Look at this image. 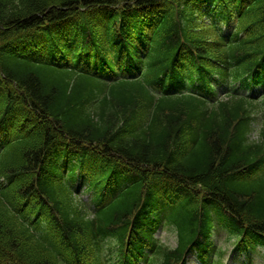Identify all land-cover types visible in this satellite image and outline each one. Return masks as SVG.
<instances>
[{"label":"trees","instance_id":"16d2710c","mask_svg":"<svg viewBox=\"0 0 264 264\" xmlns=\"http://www.w3.org/2000/svg\"><path fill=\"white\" fill-rule=\"evenodd\" d=\"M197 14L212 40L200 36ZM233 20L239 33L212 48L217 24ZM119 24L126 43L113 33ZM15 45L40 55L26 61ZM205 54L226 59L233 81L264 70V0H0V264H112L125 252L132 262L134 241H149L161 264L190 254L218 264L209 258L222 253L215 233L234 257L264 261V139L249 138L248 116L264 101L230 98L209 110L148 88L195 76ZM127 60L143 68L139 80L109 85L78 71L107 74ZM77 174L92 205L107 203L96 214L74 195ZM179 197L175 208L161 200ZM157 208L173 249L154 243Z\"/></svg>","mask_w":264,"mask_h":264},{"label":"rangeland","instance_id":"374dc122","mask_svg":"<svg viewBox=\"0 0 264 264\" xmlns=\"http://www.w3.org/2000/svg\"><path fill=\"white\" fill-rule=\"evenodd\" d=\"M165 242L170 244V245H172V246L174 245V239H173V237L170 236L169 233H168V235L165 238Z\"/></svg>","mask_w":264,"mask_h":264}]
</instances>
